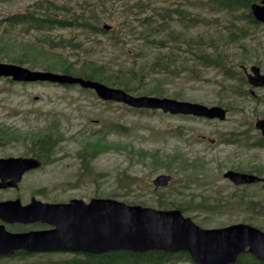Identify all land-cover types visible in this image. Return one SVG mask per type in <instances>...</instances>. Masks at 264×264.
I'll return each mask as SVG.
<instances>
[{
    "label": "rangeland",
    "instance_id": "1",
    "mask_svg": "<svg viewBox=\"0 0 264 264\" xmlns=\"http://www.w3.org/2000/svg\"><path fill=\"white\" fill-rule=\"evenodd\" d=\"M29 1L31 0H0V11L23 9ZM213 17L210 16V19ZM217 28L219 26H214L208 31L213 34ZM68 31L62 30L60 33L66 36ZM198 31L209 35L203 26L192 29V33ZM54 34L59 32L55 31ZM79 36L82 39L85 37L83 34ZM33 37V34L21 35L22 39ZM98 37L101 39L96 43L95 39L82 42L85 46L94 45L89 52L93 57L101 61L113 59L111 66L115 70L129 66V58L118 48H109L106 35ZM100 40L107 45L106 49L102 43L99 45ZM60 50L64 54L69 53L68 48ZM226 50L232 53L231 61L237 64L235 67L243 72V67L250 72V66L256 65L264 73V25L258 23L257 26H251L248 38L235 46L228 45ZM155 51L146 47L147 63ZM256 60L260 63H256ZM200 71L201 76L198 78L189 69L177 76L168 77L160 86L164 93L152 92L156 79L147 74L146 80L132 81L138 87L135 92L130 93H154L158 97L165 95L208 106L221 105L225 109L230 105L223 120L163 113L160 110L140 111L120 102L104 101L94 91L85 90L78 85L18 82L0 77V126L7 125L11 130L15 129L13 132L17 136V139L9 142L6 138L3 139L5 145L0 147V155L26 153L29 149L22 136L30 135L50 124L57 125L60 135L54 161L25 174L17 190H0V200L18 196L22 203H26L34 196L41 201L66 202L71 198L88 201L92 197H110L130 204L131 200L137 202L135 204L144 201V206L156 207L159 196L162 201L167 198L171 200L174 196L181 202L195 200L199 203L212 195H216V199L227 200L234 193L236 197L241 194L245 199L252 198L264 204V182L234 187L222 176L228 169L247 172L251 168L264 167V147L247 144L257 140L260 135L253 124L256 119L264 118V102L261 101L264 98V87L253 88L246 85L248 91H254L253 99L223 96L218 94V85L222 80L218 71L213 68H201ZM118 124L120 130L111 128ZM232 132L248 134L249 137L245 139L242 134L240 142L234 143L227 140L231 139L229 136ZM103 135L114 146L98 153L92 159L90 169L85 172L80 168L82 158L79 152L88 140L102 138ZM139 150H146L145 158L139 156ZM176 154L190 163L195 160L196 168H184L181 165L183 160H176L172 163L174 168L170 172L164 167L166 158ZM176 168L179 172H176ZM125 173L136 176L138 184L127 185L122 180ZM159 174H168L172 179L169 185L156 189L152 180ZM261 176L264 177V172ZM40 188L45 189L37 191ZM173 193L177 194L172 195ZM191 207L195 210L185 212L184 215L204 228L249 222L264 230V212L246 210L243 205H226L225 207L230 208L226 212L208 215L201 209ZM25 226L34 228L32 225ZM14 264L20 263L14 261Z\"/></svg>",
    "mask_w": 264,
    "mask_h": 264
},
{
    "label": "trees",
    "instance_id": "2",
    "mask_svg": "<svg viewBox=\"0 0 264 264\" xmlns=\"http://www.w3.org/2000/svg\"><path fill=\"white\" fill-rule=\"evenodd\" d=\"M260 1L31 0L24 5L23 9L0 11V61L7 60L27 65L31 69L58 71L93 79L127 92L137 90L138 86L134 85L133 80H146L149 74L156 79L152 87L153 91H149L157 93H164L160 86L168 77L177 76L189 69L195 78H198L201 76V68H213L222 78L218 85L219 95L253 99L255 96L246 89L248 83L244 72L235 67L237 64L231 61L232 53H229L226 47L235 46L236 43L248 38L250 27L258 25L251 14L250 5ZM218 13L220 15H217ZM210 16L214 17L210 19ZM197 26H203L209 35L202 34L205 33L202 31L192 33V29ZM214 26L219 28L215 33L210 34L208 30H212ZM62 30H69V34L62 35L60 33ZM55 31L59 34L55 35ZM22 34H33L34 37L22 39ZM81 34L85 35L84 39L80 38ZM98 35H106L109 48H118L125 57L129 58V66L115 70L111 66L113 59L101 61L93 57L89 52L94 45L85 46L82 42L95 39L96 43L101 39ZM101 43L106 49L107 45L103 40H100L99 45ZM239 44L243 47L242 43ZM146 47L152 51L156 50L149 63L146 62ZM67 48L68 54L60 50ZM255 62L260 63L258 60ZM149 95L155 94L149 93ZM261 101L264 102V98ZM229 108L230 105L227 106V109ZM140 111H146V109H140ZM116 126L111 128L116 131L120 125ZM13 131L16 130H11L7 125L0 126V139L6 138L8 142L17 139ZM242 134L232 132L229 136L231 139L227 138V140L239 143ZM243 136L245 139L249 137L248 134ZM22 137L29 148L24 155H32L42 160L44 164L54 161L53 155L60 137L56 124H50L44 129ZM247 144L264 146V138L259 137L256 142ZM112 146L114 144L107 141L105 135L92 141L88 140L79 152L82 158L80 168L85 172L88 171L92 166V159ZM139 156L142 159L145 158L146 150H139ZM153 159L159 161L157 157ZM176 160H183L181 165L184 168L190 166L196 168L195 160L190 163L178 154L169 155L164 167L172 172L174 168L172 163ZM263 170L264 167L251 168L249 172L255 171L260 174ZM176 172H179L177 168ZM122 180L126 181L127 185L138 184L136 176H129L127 173ZM44 189L40 188L37 191ZM235 200L236 203H233ZM157 202V208H178L183 213L193 212L195 209L191 206H194L207 212L206 215L217 214L230 209L225 207L226 205H232V207L243 205L246 210L264 212L263 203L252 198L245 199V196L241 194L236 197L234 193L227 200L216 199V195H212L199 203L195 200L181 202L174 196L171 200L167 198L162 201L159 196ZM131 203L137 202L131 200ZM140 203L145 205L144 201ZM245 220L249 221V219ZM10 228L25 230L28 227L15 224ZM14 261L20 264H199L183 250L144 252L114 250L99 254L34 253L18 250L11 255L0 256V264H14ZM230 264H264V261L256 259L251 253L245 251Z\"/></svg>",
    "mask_w": 264,
    "mask_h": 264
},
{
    "label": "water",
    "instance_id": "3",
    "mask_svg": "<svg viewBox=\"0 0 264 264\" xmlns=\"http://www.w3.org/2000/svg\"><path fill=\"white\" fill-rule=\"evenodd\" d=\"M255 20L264 24V0L252 3ZM108 28V26H105ZM247 80L253 87L264 86V73L251 66ZM0 76L12 80L49 81L79 84L91 88L104 100L120 102L134 108L159 109L170 114H185L223 120L226 110L219 105L178 100L154 95H132L100 81L48 70L30 69L11 62H0ZM255 128L264 137V118L255 121ZM40 165L34 157L0 158V188L16 187L22 175ZM223 177L234 184L253 183L260 177L227 170ZM168 174L157 175L155 187L166 186ZM0 220L5 223H44L47 229L12 232L0 223V255L17 250L27 252L104 253L114 250L143 252L148 250L186 251L199 264H230L239 254L248 251L264 261V231L247 223L203 228L180 209H157L127 204L113 198L93 197L89 201L71 198L67 202H44L34 197L26 204L19 198L0 201Z\"/></svg>",
    "mask_w": 264,
    "mask_h": 264
},
{
    "label": "flooded vegetation",
    "instance_id": "4",
    "mask_svg": "<svg viewBox=\"0 0 264 264\" xmlns=\"http://www.w3.org/2000/svg\"><path fill=\"white\" fill-rule=\"evenodd\" d=\"M4 145H5V142L3 141V139H0V147H4ZM23 155V153H20V154H18V155H0V157L1 158H5V157H7V156H22ZM49 165V164H48ZM243 186H245V185H243ZM8 190H11V189H8ZM4 191V190H3ZM8 199V198H7Z\"/></svg>",
    "mask_w": 264,
    "mask_h": 264
}]
</instances>
